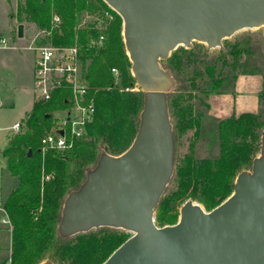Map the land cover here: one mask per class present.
<instances>
[{"label": "trees", "instance_id": "trees-1", "mask_svg": "<svg viewBox=\"0 0 264 264\" xmlns=\"http://www.w3.org/2000/svg\"><path fill=\"white\" fill-rule=\"evenodd\" d=\"M108 8L104 0H18L17 19L49 29L53 14L62 18L53 30L55 45H83L90 95L95 113L86 133L73 138L65 150L42 149L41 140L58 123V112L68 107V91L57 90L49 101H36L21 119V132L11 133L2 153L7 171L18 178L17 186L5 200L11 220V264H102L132 235L124 229L101 227L71 237L59 233L64 200L86 179L105 147L119 155L132 144L140 124L144 91L132 90L137 80L127 54L123 19L115 20L104 31L105 44L90 48V38L100 31L81 28L85 12ZM250 36L224 40L217 52L202 43L179 47L164 68L172 70L177 89L169 94L170 115L176 143L175 170L155 209L158 226L176 224L180 208L188 201L211 211L233 192L238 174L249 169L262 147L264 110L232 114L215 121L206 111L210 97L234 85L243 67L254 55ZM119 70L117 79L112 68ZM250 73H260L249 68ZM264 97V90L260 98ZM185 140L187 142H185ZM186 150L183 152V147Z\"/></svg>", "mask_w": 264, "mask_h": 264}, {"label": "water", "instance_id": "water-1", "mask_svg": "<svg viewBox=\"0 0 264 264\" xmlns=\"http://www.w3.org/2000/svg\"><path fill=\"white\" fill-rule=\"evenodd\" d=\"M104 1L123 19L144 105L130 147L119 155L105 147L85 181L66 196L60 235L101 227L132 232L102 264H264V132L259 155L238 174L224 202L207 211L188 200L172 225L160 227L154 218L174 174L176 149L169 93L177 81L161 61L180 46L222 47L242 29L264 27V0Z\"/></svg>", "mask_w": 264, "mask_h": 264}, {"label": "built area", "instance_id": "built-area-1", "mask_svg": "<svg viewBox=\"0 0 264 264\" xmlns=\"http://www.w3.org/2000/svg\"><path fill=\"white\" fill-rule=\"evenodd\" d=\"M108 8L98 12H85L81 17L79 27L94 28L100 31L96 38H90V48H100L105 44V30L119 14L109 4ZM62 18L55 13L51 19V27L46 29L48 41L39 45H32L36 50L34 73V93L36 101H49L57 90H67L68 107L62 112L63 116L41 140L42 149L65 150L73 146V138H80L86 133V126L92 120L95 113V99L89 92L87 71L84 67L83 45L76 41L72 45H55L52 40L53 30L59 29ZM9 47L6 38H0V48ZM112 72L119 78V70L112 68ZM20 121L14 125L12 132H21ZM63 130V134L60 132ZM0 210H4L7 219L2 218L3 224L12 227L11 220L6 211L5 204L0 202ZM6 264H11V259Z\"/></svg>", "mask_w": 264, "mask_h": 264}, {"label": "rangeland", "instance_id": "rangeland-1", "mask_svg": "<svg viewBox=\"0 0 264 264\" xmlns=\"http://www.w3.org/2000/svg\"><path fill=\"white\" fill-rule=\"evenodd\" d=\"M17 4H18V0H0V35H4V37L8 40L9 47L15 46V41L13 39V33L15 36H17L19 25H20V22L17 19ZM23 27H24V32L26 34V40H24L20 44H16L17 46L19 45L18 47L24 46V48H29L31 47V44L39 45V44L49 42L48 34L46 33V28H40L37 26V24L33 22H29V21H24ZM244 36H250L255 41V44H254L255 53L250 58L249 64L243 67L240 74L247 75L248 77L254 76L258 80V82H260V85L257 87L258 90H256L255 92L256 93L255 94L256 103H254V101L252 100L253 98L252 95L254 94L248 91L247 95H249L251 98L245 104H243V108L252 110V109H255L256 107V112H258L260 110H264V97L260 98V94L264 90V27L242 29L238 31L237 33H235L232 37L227 38L225 40H233L235 38H241ZM195 43H201V42H194V44ZM222 47H217V48H212V49L209 48V49L213 53V52L219 51V49ZM255 67L258 68V71L260 73L258 74L250 73L249 68L253 69ZM240 74L234 85L231 84L229 86H226L223 89V91L219 94H222L226 98L230 94H235L234 89L236 87V83L240 77ZM177 87H178V81H177L176 87L170 93L174 92L177 89ZM139 89H141V87L138 84L136 85V87L132 88V90H139ZM219 94H215L214 97H216V100L214 104L211 103V100H212L211 97L213 95L210 97L211 107L206 111L208 114H211L212 116H214L215 121L220 120V118H224V116L230 113L231 111V108L229 106H226L225 104L221 103V100H220L221 98ZM19 95H22V93L20 92L17 93L18 97L16 99V103H17L16 106L12 105L13 100L11 99L12 97L15 98L16 92L11 93L9 95L10 97L8 95H4V96L0 95V103H2V106H0V202L2 205L5 204V200L12 186L18 183V178L11 175L7 170H5V160H4L2 151L8 143L7 141L8 134L13 133L12 129L14 125L17 124L19 121H21V117H23V113H24L22 109L23 100L21 99V96ZM30 95L27 97V99L29 100L32 97ZM56 115H59V119L63 116L62 112H58L56 113ZM185 142L187 141L185 140ZM185 150H186V147L184 146L182 151L184 152ZM251 167L249 169H251ZM2 218L7 219V214L4 210H0V222ZM2 224H0V226H2ZM2 227L3 228L0 231V245H1L0 263L2 261H5L7 258H9L11 254L9 250V247L11 244L10 225L7 223L5 224V226L3 225ZM127 232L128 234L133 235L132 232L130 231H127Z\"/></svg>", "mask_w": 264, "mask_h": 264}, {"label": "crops", "instance_id": "crops-1", "mask_svg": "<svg viewBox=\"0 0 264 264\" xmlns=\"http://www.w3.org/2000/svg\"><path fill=\"white\" fill-rule=\"evenodd\" d=\"M2 37H4V35H0V38ZM13 39L15 41V46L0 48V95L9 96L11 93L16 92L15 98L14 97L11 98L13 100L12 105L16 106L17 104L16 99L18 97L17 93L19 92L22 93V95L19 96H21V99L23 100L22 109L24 111L23 113V117H24L26 113L33 108L34 103L36 102L35 93H34V73H35V60H36L37 52L35 49L31 47L24 48V46L18 47L19 45L18 46L16 45L26 40V34L24 32L23 26L21 27V25H19L17 36H15L13 33ZM259 85L260 82H258V80L254 76L248 77L247 75L240 74V77L234 89L235 94H230L228 95L227 98L224 97L222 94H219L221 98L220 99L221 103L231 108L230 113L226 114L224 118L232 114H240L246 111L256 112V107L255 109L248 110L243 108V104H245L251 98L249 95H247L248 91L254 94L252 95L253 97L252 100L254 101V103H256L255 92L256 90H258L257 87ZM29 95L32 96L30 100L27 99ZM214 96L215 95L211 97L212 104H214L216 100V97ZM0 106H2V103H0ZM23 117H21V119ZM224 118H220V119H224ZM5 170H7L6 164H5ZM17 184H14L12 186L9 193L17 186ZM0 224H2V222H0ZM3 225L5 226V224H2V226ZM2 226H0V231L3 228ZM11 241H12V230H11ZM9 250L11 253V244ZM5 261H2L0 264H3Z\"/></svg>", "mask_w": 264, "mask_h": 264}]
</instances>
